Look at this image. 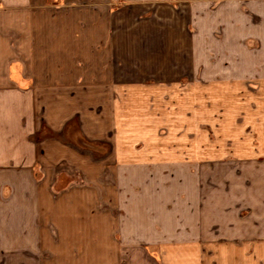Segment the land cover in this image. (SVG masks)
<instances>
[{
    "label": "crops",
    "instance_id": "0c3cea01",
    "mask_svg": "<svg viewBox=\"0 0 264 264\" xmlns=\"http://www.w3.org/2000/svg\"><path fill=\"white\" fill-rule=\"evenodd\" d=\"M0 264H264V0H0Z\"/></svg>",
    "mask_w": 264,
    "mask_h": 264
},
{
    "label": "rangeland",
    "instance_id": "374dc122",
    "mask_svg": "<svg viewBox=\"0 0 264 264\" xmlns=\"http://www.w3.org/2000/svg\"><path fill=\"white\" fill-rule=\"evenodd\" d=\"M76 130H77V124L75 123V122H71L70 123V125H69V128H68V131H67V133L69 132L70 134V138L71 139H73L74 137L73 136H76L77 137V132H76ZM215 137H217V134L216 133H212L211 134V140H216V138ZM82 142L84 143V140H82ZM87 146H89V147H93L94 148V151H96L97 153H98V155L97 156H104V155H106V153H107V151L110 149V148H108V147H110V146H108L107 144H105V143H103V142H99V143H97L96 145H89V144H87ZM64 181H62V183H63ZM64 184V183H63Z\"/></svg>",
    "mask_w": 264,
    "mask_h": 264
}]
</instances>
